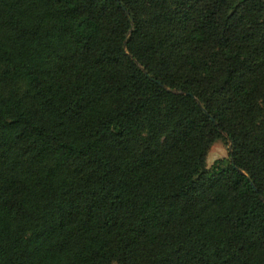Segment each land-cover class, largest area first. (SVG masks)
Here are the masks:
<instances>
[{
	"label": "trees",
	"instance_id": "16d2710c",
	"mask_svg": "<svg viewBox=\"0 0 264 264\" xmlns=\"http://www.w3.org/2000/svg\"><path fill=\"white\" fill-rule=\"evenodd\" d=\"M113 263L264 264V0H0V264Z\"/></svg>",
	"mask_w": 264,
	"mask_h": 264
},
{
	"label": "rangeland",
	"instance_id": "374dc122",
	"mask_svg": "<svg viewBox=\"0 0 264 264\" xmlns=\"http://www.w3.org/2000/svg\"><path fill=\"white\" fill-rule=\"evenodd\" d=\"M229 151H230V146L224 142V141H217L214 143V145L211 147L208 155V167L212 169L214 164L216 163L217 160L219 159H229ZM117 264V263H113Z\"/></svg>",
	"mask_w": 264,
	"mask_h": 264
}]
</instances>
